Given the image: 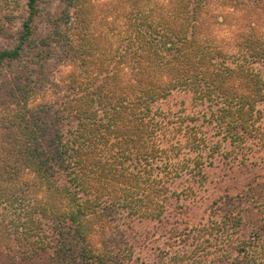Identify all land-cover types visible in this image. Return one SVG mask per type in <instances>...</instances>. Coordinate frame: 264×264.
<instances>
[{
    "label": "trees",
    "instance_id": "obj_1",
    "mask_svg": "<svg viewBox=\"0 0 264 264\" xmlns=\"http://www.w3.org/2000/svg\"><path fill=\"white\" fill-rule=\"evenodd\" d=\"M263 70L264 0H0V264H264V183L174 188L264 154Z\"/></svg>",
    "mask_w": 264,
    "mask_h": 264
},
{
    "label": "rangeland",
    "instance_id": "obj_2",
    "mask_svg": "<svg viewBox=\"0 0 264 264\" xmlns=\"http://www.w3.org/2000/svg\"><path fill=\"white\" fill-rule=\"evenodd\" d=\"M262 76L264 79V70ZM181 100L186 102L185 114H194L193 112L201 110L199 106L192 110V97L183 93L178 94L175 101L169 102L171 108L178 109ZM209 129L211 131V128ZM211 134L212 132L208 134L209 140L214 145L217 144L219 150H216V154H213L211 161L205 160V163H208L206 168L207 178L203 187L194 183L195 181L191 179L189 188L193 193L191 194L189 191L180 192L181 189L187 188L189 183L184 182V179L174 181V188L177 189L178 193H181V199H184L180 202L188 204L192 200L197 201L189 212L194 221L208 217L212 201L219 199V197L222 200L224 197L234 195L235 191H240L246 182L253 181L256 178L257 181L264 183V154L258 149L255 141H248L246 147L241 148L238 144L230 142V140L222 141L220 137L211 136ZM211 147V145H208V148ZM205 151L208 153L207 149ZM258 217L259 215L256 212H243L242 233H250L253 222Z\"/></svg>",
    "mask_w": 264,
    "mask_h": 264
}]
</instances>
